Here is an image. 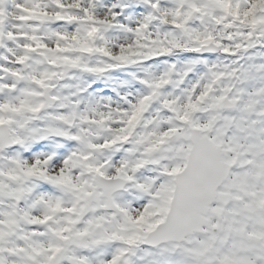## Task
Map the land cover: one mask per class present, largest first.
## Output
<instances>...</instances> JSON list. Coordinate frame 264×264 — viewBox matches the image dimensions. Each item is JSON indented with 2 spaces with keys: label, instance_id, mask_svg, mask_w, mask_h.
Returning <instances> with one entry per match:
<instances>
[{
  "label": "snow or ice",
  "instance_id": "1",
  "mask_svg": "<svg viewBox=\"0 0 264 264\" xmlns=\"http://www.w3.org/2000/svg\"><path fill=\"white\" fill-rule=\"evenodd\" d=\"M0 264H264V0H0Z\"/></svg>",
  "mask_w": 264,
  "mask_h": 264
}]
</instances>
